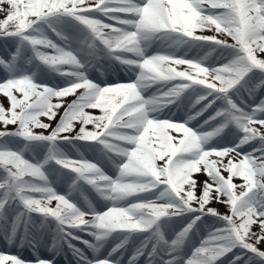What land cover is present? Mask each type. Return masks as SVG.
Here are the masks:
<instances>
[{
    "label": "snow or ice",
    "instance_id": "snow-or-ice-1",
    "mask_svg": "<svg viewBox=\"0 0 264 264\" xmlns=\"http://www.w3.org/2000/svg\"><path fill=\"white\" fill-rule=\"evenodd\" d=\"M0 14V264H264V0Z\"/></svg>",
    "mask_w": 264,
    "mask_h": 264
},
{
    "label": "rangeland",
    "instance_id": "rangeland-1",
    "mask_svg": "<svg viewBox=\"0 0 264 264\" xmlns=\"http://www.w3.org/2000/svg\"><path fill=\"white\" fill-rule=\"evenodd\" d=\"M0 15H2V14H0ZM207 34L211 35L212 33H207ZM154 50L155 49H152L150 51H154ZM3 51H4V49H3V41H0V54H3ZM181 67H183V66H181ZM108 78H109L110 82H127L129 79H135V76L132 75V74L125 75V73L123 71H120L119 72V75H111ZM48 79H51V77L49 76ZM101 79H103V78H101ZM56 82H58V80ZM154 91H155L154 88L153 89H149V91L146 92L145 95L146 96H150ZM69 99H71V98H69ZM3 102H4V106L7 107L8 104H7L6 100L3 101ZM165 112H167V110H165ZM45 122H48V121L45 120ZM89 127H91V126H89ZM8 128L9 129H14V126L9 125ZM0 130H2V126H0ZM66 150H68V149H66ZM86 155L90 159L92 158L91 153H86ZM109 174H112V172L110 170V166H109ZM200 178L203 179L202 176ZM234 182L237 183V184L243 183L239 179H236ZM89 195L92 197L93 202L96 203L97 200H98V197H95V195L93 193H89ZM212 206L213 207H216L218 209V211L221 212L222 214L225 213V212H227V208L224 205H222V204H215L214 203ZM98 208H100L101 210H103L104 205H103L102 202L100 204H98ZM260 247H261L262 250H264V245H260ZM0 252L11 253V254H18V255H21L22 258H24L26 260H30V259L33 258L32 253H31L30 250H28L27 248H25L24 250H21L17 246H8L4 242L2 236H0ZM45 254H50V252H48L45 248L42 247L41 250H40L41 257H43V255H45ZM43 258H45V257H43ZM57 258L59 259L58 264H67V262L64 260L63 256H59ZM69 259H71L70 256H69Z\"/></svg>",
    "mask_w": 264,
    "mask_h": 264
}]
</instances>
